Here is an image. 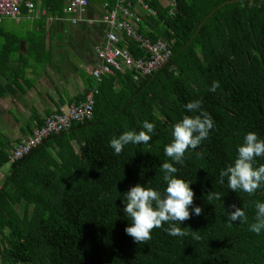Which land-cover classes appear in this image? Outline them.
Returning <instances> with one entry per match:
<instances>
[{"label":"trees","instance_id":"obj_1","mask_svg":"<svg viewBox=\"0 0 264 264\" xmlns=\"http://www.w3.org/2000/svg\"><path fill=\"white\" fill-rule=\"evenodd\" d=\"M33 1L47 15L65 19L66 0ZM99 2L112 7L115 0ZM175 2L170 13L163 0L149 1L156 13L139 23L143 36L170 46L171 57L159 70L134 79L125 69L99 82L79 71L82 91L60 106L78 104L96 88L91 118L49 136L9 165L0 188L1 264H264V231L257 235L248 227L255 202L264 201V187L249 195L228 189L226 177L219 183L220 170L234 161L247 132L264 140V1ZM34 27L22 58L26 65L11 71L10 85L27 82L29 73L39 74L51 61L46 19H36ZM125 44L134 56H144L135 41ZM213 81L220 87L209 91ZM198 99L215 127L186 151L175 175L192 182L193 205L202 211L192 215L190 209L181 222L187 236H169L162 224L151 230L150 240L134 242L124 231L131 222L122 211L124 193L137 183L163 192L159 165L170 160L164 146L172 140V126L192 115L184 104ZM46 117L33 115L31 126H41ZM145 120L155 124L149 143H129L114 154L109 140L142 130ZM1 140L0 168L9 152ZM256 161L264 164V157ZM232 205L244 209L247 222L226 221Z\"/></svg>","mask_w":264,"mask_h":264},{"label":"clouds","instance_id":"obj_2","mask_svg":"<svg viewBox=\"0 0 264 264\" xmlns=\"http://www.w3.org/2000/svg\"><path fill=\"white\" fill-rule=\"evenodd\" d=\"M220 87L218 81H213L209 91H215ZM201 100H193L184 104V108L192 115H185L172 126V140L164 146V155L167 160L159 165L162 172V180L165 182L163 192L153 187L141 186L137 183L131 186L125 193L123 213L130 219V223L124 231L131 236L134 242L143 243L151 239V230L161 228L162 224L168 227L164 231L169 236L184 237L188 233L180 226L182 221L189 219L190 209L192 215H200V206L193 205V190L189 186L192 182L181 179L175 174L182 165L185 153L196 149L202 141L208 139L210 130L215 123L211 115L201 107ZM155 124L145 120L142 122V130H127L118 137L109 140V147L114 154L119 155L123 147L129 143L148 144L155 135ZM234 161L219 172V183L225 182L227 188L236 192L241 190L249 195L258 188L264 187V164L257 165L256 158L264 157V140L255 132H247L243 142L237 146ZM199 157L201 152H196ZM10 165V164H9ZM220 200L219 193H213ZM232 211L227 213L228 223H245L248 217L241 207L232 205ZM254 222L248 225L249 231L259 235L264 231V201H256ZM193 232V239L199 240L200 236Z\"/></svg>","mask_w":264,"mask_h":264},{"label":"crops","instance_id":"obj_3","mask_svg":"<svg viewBox=\"0 0 264 264\" xmlns=\"http://www.w3.org/2000/svg\"><path fill=\"white\" fill-rule=\"evenodd\" d=\"M101 14L102 4L99 0L89 1L86 18L93 20L90 25L84 22L72 25L67 19H53L51 23L46 22V34L51 51L50 63L37 75L33 76L29 73L27 82L19 80L13 85H10L7 76L11 71L20 70L26 65L22 58L26 55V40L29 34L37 33L34 27L36 19L26 25L23 33L19 29H8L3 25V19L0 20V116L4 119L0 122V139L6 141L8 149L27 136L28 130L32 132L35 129L33 125L31 126L30 117L33 115L46 117V113H51L61 105V100L68 101V97L82 91L83 82L79 71L88 74L89 65L92 67L96 65L95 48L102 44L104 33L108 29L100 21ZM24 19L26 18L15 20L14 23L20 24ZM59 48L62 54L72 53L66 58L69 57L74 63V69L79 76L78 89L69 85L72 82L76 85L72 80L73 75L68 83L67 75L72 72V68L66 63V58L61 62L57 57ZM73 54L75 55L71 56ZM58 63L63 67V74H67L62 79L57 69ZM28 125L30 128L27 127ZM9 140L13 142L10 143ZM8 171L9 164L6 163L0 168V181L5 178Z\"/></svg>","mask_w":264,"mask_h":264},{"label":"built area","instance_id":"obj_4","mask_svg":"<svg viewBox=\"0 0 264 264\" xmlns=\"http://www.w3.org/2000/svg\"><path fill=\"white\" fill-rule=\"evenodd\" d=\"M149 1L154 0H115L112 7L106 2L102 3L100 21L108 29L104 33L102 44L95 48L96 65L88 71V74L96 81L99 82L102 75H113L116 71L125 69L133 72L134 79L148 76L159 70L171 57L170 46L165 40L160 38L151 40L139 32V23L142 22L143 15L153 16L156 13V10L148 3ZM163 3L167 4L170 7V13H173L176 7L175 0H163ZM88 5L89 0H66L63 8L65 19L72 25L80 22L90 25L93 20L86 18ZM22 7L25 8L26 13L22 12ZM20 16L45 18L48 23L53 20L47 16L44 8H37L33 0H0V20L2 18L18 20ZM127 40L135 41L144 51V56H134L125 44ZM96 93V88L88 89L84 94V100L78 104L59 106L54 109L41 126L35 128L31 134L9 149L7 163L12 164L23 158L49 136L67 131L73 123L89 120L92 116L93 97Z\"/></svg>","mask_w":264,"mask_h":264},{"label":"rangeland","instance_id":"obj_5","mask_svg":"<svg viewBox=\"0 0 264 264\" xmlns=\"http://www.w3.org/2000/svg\"><path fill=\"white\" fill-rule=\"evenodd\" d=\"M47 16H49V17H51V18H53V19H56V18H58V17H56V16H54V15H47ZM21 18H26V19H24L20 24H15L14 22H16L15 20H12V19H8V18H2L3 19V21H4V26L5 27H7L8 29H11V30H17V29H19L20 30V32L21 33H23L24 32V30L26 29V25H28V23H31V22H33V20H35V19H38V18H32V17H27V16H20L19 18H18V20L19 19H21ZM75 47V46H74ZM73 48V47H72ZM70 49H71V46H70ZM70 54H72L71 52H70ZM70 54H68L67 52L65 53H61V48H59V50H58V52H57V57H59L60 58V60H61V62L64 60V58H66V56H68V55H70ZM75 54H73V55H71V56H74ZM72 58V60H74L73 59V57H71ZM66 63L68 64V65H71V68H72V72L71 73H68V75L67 74H63L64 72L62 71V66H60V64L58 63V70H59V75H60V78L62 79V78H64L65 77V75H67V78H68V83H69V79L71 78V76L73 75V77H72V80L75 82V84L76 85H73V82L71 83V84H69V85H71V86H75L77 89H78V84H77V80L79 79L78 77L79 76H77V73H76V71H75V69H74V63H72L73 61H70L69 60V57H67L66 59ZM92 66L91 65H89V69L91 68ZM89 69H88V71H89ZM5 102V101H4ZM3 102V103H4ZM4 119H3V117L1 118V116H0V122H2ZM10 141V143H12L13 141L12 140H9ZM18 143V142H17ZM10 149V148H9ZM8 149V150H9ZM7 169H5V171H6ZM18 210H21V206H19L18 208H17ZM1 264V263H0Z\"/></svg>","mask_w":264,"mask_h":264},{"label":"water","instance_id":"obj_6","mask_svg":"<svg viewBox=\"0 0 264 264\" xmlns=\"http://www.w3.org/2000/svg\"><path fill=\"white\" fill-rule=\"evenodd\" d=\"M248 1H253V0H248ZM262 1H264V0H262Z\"/></svg>","mask_w":264,"mask_h":264}]
</instances>
